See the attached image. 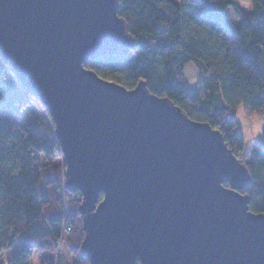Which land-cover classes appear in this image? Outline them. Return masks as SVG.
<instances>
[{
  "label": "water",
  "instance_id": "1",
  "mask_svg": "<svg viewBox=\"0 0 264 264\" xmlns=\"http://www.w3.org/2000/svg\"><path fill=\"white\" fill-rule=\"evenodd\" d=\"M118 0H0V54L55 124L90 264H264L220 131L85 66L135 49ZM226 185H229L227 187ZM102 196V200H100Z\"/></svg>",
  "mask_w": 264,
  "mask_h": 264
},
{
  "label": "trees",
  "instance_id": "2",
  "mask_svg": "<svg viewBox=\"0 0 264 264\" xmlns=\"http://www.w3.org/2000/svg\"><path fill=\"white\" fill-rule=\"evenodd\" d=\"M238 2L182 0L178 5L172 0H118V15L135 49L128 56H106L85 67L128 89L144 84L152 95L168 98L193 121L220 131L228 150L248 171L240 193L248 198L252 213L264 214V150L245 152L235 118L243 108L264 121V0H253L250 15L236 29L227 13L231 9L241 19ZM190 63L202 79L187 91L184 71ZM31 103L49 119L20 127L16 118ZM60 152L50 113L0 54V250L9 251L21 242L8 264H31L33 249L45 254L41 264H55L63 227L64 178L58 169L51 177L44 175L42 159L53 160ZM64 188L71 198L69 253L73 264H90L82 253L86 237L79 211L82 196ZM0 264H4L1 258Z\"/></svg>",
  "mask_w": 264,
  "mask_h": 264
},
{
  "label": "rangeland",
  "instance_id": "3",
  "mask_svg": "<svg viewBox=\"0 0 264 264\" xmlns=\"http://www.w3.org/2000/svg\"><path fill=\"white\" fill-rule=\"evenodd\" d=\"M238 6L242 10V18L236 19L233 10L229 9L227 13L228 21L238 29L243 20L246 19L252 10V7H245L241 2H238ZM253 6V0H252ZM195 77V82H192V77ZM184 85L187 91H192L197 88L200 80L202 79V75L195 66L194 63H190L185 67L184 71ZM235 118L237 121V129L236 132L242 133L245 139V152H253L255 150L262 149L264 150V122L256 115L249 116L244 112V110L240 109L235 113ZM48 114L40 107L31 103L23 112L21 117H17L16 120L20 127H27L28 125L36 122H40L41 120H48ZM41 159V158H40ZM42 164L46 171L44 175H48L49 177L55 172V170L61 171L62 177L64 178V169L66 168L65 160L60 152V156L54 158L53 160H44L42 159ZM47 172V173H46ZM63 182V181H62ZM64 183L62 185L63 191V199H62V210L63 214L65 213V209L69 212L71 198L65 194ZM73 231V230H72ZM71 231V232H72ZM70 232V233H71ZM21 247V242H17L15 246L6 253L7 260H9L12 255L16 254ZM65 247V248H64ZM63 248V263H69V260L74 259L70 253L69 249L66 246ZM3 260V258H1ZM42 261V260H41ZM4 262V260H3Z\"/></svg>",
  "mask_w": 264,
  "mask_h": 264
},
{
  "label": "built area",
  "instance_id": "4",
  "mask_svg": "<svg viewBox=\"0 0 264 264\" xmlns=\"http://www.w3.org/2000/svg\"><path fill=\"white\" fill-rule=\"evenodd\" d=\"M66 165V164H65ZM64 187L67 186V179H66V168L64 169ZM68 215L69 212L65 209V213L63 214V227L60 239L56 242L57 251L55 253V264H60L63 261V249L66 246L67 240L70 237V232L72 231V226L68 224ZM64 247V248H63Z\"/></svg>",
  "mask_w": 264,
  "mask_h": 264
},
{
  "label": "clouds",
  "instance_id": "5",
  "mask_svg": "<svg viewBox=\"0 0 264 264\" xmlns=\"http://www.w3.org/2000/svg\"><path fill=\"white\" fill-rule=\"evenodd\" d=\"M240 2L245 6V7H252V0H240ZM237 20L239 17H235ZM192 82H195V77H192ZM8 249H2L0 250V258H3L4 264H8L7 260V253ZM28 260L31 262V264H41L40 261V250L39 249H33L31 255H29Z\"/></svg>",
  "mask_w": 264,
  "mask_h": 264
},
{
  "label": "crops",
  "instance_id": "6",
  "mask_svg": "<svg viewBox=\"0 0 264 264\" xmlns=\"http://www.w3.org/2000/svg\"><path fill=\"white\" fill-rule=\"evenodd\" d=\"M174 3H176V4H180L181 2H182V0H172ZM242 110H244L243 108H241ZM240 110V109H239ZM256 116H258L262 121H263V119L259 116V115H256ZM264 122V121H263ZM45 256V254L44 253H40V261L42 260V258ZM74 263V259H72V260H69V263H67V264H73ZM63 264H65V263H63Z\"/></svg>",
  "mask_w": 264,
  "mask_h": 264
},
{
  "label": "snow or ice",
  "instance_id": "7",
  "mask_svg": "<svg viewBox=\"0 0 264 264\" xmlns=\"http://www.w3.org/2000/svg\"><path fill=\"white\" fill-rule=\"evenodd\" d=\"M121 19H123V17H121ZM89 71H93L92 69H89Z\"/></svg>",
  "mask_w": 264,
  "mask_h": 264
}]
</instances>
